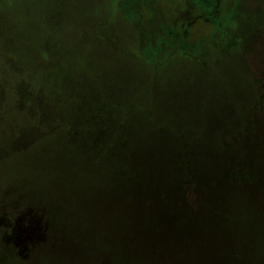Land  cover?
Masks as SVG:
<instances>
[{
	"label": "rangeland",
	"instance_id": "obj_1",
	"mask_svg": "<svg viewBox=\"0 0 264 264\" xmlns=\"http://www.w3.org/2000/svg\"><path fill=\"white\" fill-rule=\"evenodd\" d=\"M214 1L0 0V264H264V0ZM108 138L135 188L89 205ZM221 171L257 178L238 234L195 199Z\"/></svg>",
	"mask_w": 264,
	"mask_h": 264
},
{
	"label": "trees",
	"instance_id": "obj_2",
	"mask_svg": "<svg viewBox=\"0 0 264 264\" xmlns=\"http://www.w3.org/2000/svg\"><path fill=\"white\" fill-rule=\"evenodd\" d=\"M202 4L205 7H212L215 3L214 0H200ZM95 144L97 142H104L102 144V147L97 145V148L99 149V154H95L93 152V149L91 147V143L88 140V143L83 142H75L73 144V152L75 159H80L83 162V165H78L77 163V169L79 174L78 180H75V182H78L81 184L80 191L84 192L83 197H85L86 194H88V203L90 205V202L92 204H99V202L102 201V189L104 188L105 184H107V181H111L112 183H119L120 180H124L130 189L133 191L134 186L131 180L128 179V176L126 172L123 170L122 166L119 162H111V160H116L112 152V144L113 141L108 139H93ZM94 154V156L92 155ZM193 153L194 158L197 159L196 154H198V151L195 149L191 151ZM69 154H72L70 150H64L61 153V156L63 158L67 157ZM73 155V154H72ZM117 161H119L117 159ZM87 164V165H86ZM99 167V168H98ZM88 169V179H86L85 170ZM250 169V168H249ZM251 170V169H250ZM109 173V175H107ZM234 173H237L234 171ZM110 179V180H109ZM114 179V180H111ZM257 179L256 175H254L253 171H250L249 176H247L244 179L237 177L236 181L232 179V176L230 174L226 175L223 173V171L219 174V181H220V187H207L205 185L204 187L202 184L196 182L194 194L195 199L197 201H200L204 207L208 210L210 215L212 217H217L221 222H226L224 225L229 229V233L238 234V231L241 229L243 224L239 226V222H242L243 220L247 219L249 215V211L252 208L251 201L247 198H244L245 194L241 196V192L238 187L244 186L246 183H250L251 181L254 182V180ZM116 181V182H115ZM107 182V183H106ZM94 183V187L92 185ZM239 183V184H238ZM241 183V184H240ZM87 184V185H86ZM230 187L232 189V195H228L230 192ZM106 189H111V187L105 186ZM135 193V192H134ZM96 200H94V199ZM133 198L135 199V195H133ZM255 199L260 202L259 204H264V192H256ZM253 199V198H252ZM98 200V201H97ZM138 200V196H137ZM92 206V205H91ZM45 216L46 214L43 213ZM47 218V216H46ZM48 219V218H47ZM49 222V229L51 233V225ZM51 237V236H50ZM43 245V244H42ZM240 243L237 244L238 249L242 248L240 247ZM94 247H99L98 241H94V237L89 233V226H88V253L90 249ZM237 258H239V253L235 254ZM113 258V257H112ZM117 262L122 264V261L120 258L115 257ZM95 261V256L93 260H90L88 263L92 264V262ZM114 261V259H113ZM132 264V263H131Z\"/></svg>",
	"mask_w": 264,
	"mask_h": 264
}]
</instances>
